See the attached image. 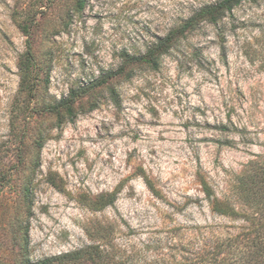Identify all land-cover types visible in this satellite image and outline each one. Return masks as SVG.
I'll list each match as a JSON object with an SVG mask.
<instances>
[{
    "label": "rangeland",
    "instance_id": "rangeland-1",
    "mask_svg": "<svg viewBox=\"0 0 264 264\" xmlns=\"http://www.w3.org/2000/svg\"><path fill=\"white\" fill-rule=\"evenodd\" d=\"M219 1L85 0L77 13L76 0H0V264L89 246L101 258L84 264H177L231 224L200 181L235 204V178L264 167V0L178 35L157 69L116 74ZM71 91L74 115L58 118Z\"/></svg>",
    "mask_w": 264,
    "mask_h": 264
},
{
    "label": "trees",
    "instance_id": "trees-1",
    "mask_svg": "<svg viewBox=\"0 0 264 264\" xmlns=\"http://www.w3.org/2000/svg\"><path fill=\"white\" fill-rule=\"evenodd\" d=\"M254 0H221L215 4L207 5L199 9L192 17L187 19L179 28L171 30L164 38L158 39L150 45L143 55L124 54L121 57L122 65L117 69L118 74H124L126 67L146 65L150 69H157L160 59L165 56L178 35L186 31L194 30L201 23L218 27L225 15H231L233 10L243 2ZM85 0H76L75 10L77 13L83 11ZM35 20L28 18V21L19 23L20 30L29 35L30 29ZM20 64V90L25 91L32 88L29 75V66L33 64L30 51L25 54V60ZM107 79H102L97 85H105ZM94 86V85H92ZM77 93L71 91L69 99L59 102L50 109L60 118L61 110L67 117H73V99ZM110 96H114L112 88L108 90ZM41 144V143H38ZM248 174H242L235 178V204L229 198L219 199L214 196L208 184L200 181L202 192L209 201L210 210L219 217H223L231 224L225 230L211 231L200 234V240L196 247L189 253L190 259H183L177 264H264V167L254 164ZM150 190L153 188L149 185ZM25 191L27 197L29 190ZM153 194H156L155 192ZM114 203V196H101L95 203L94 209H102ZM233 222H236L234 224ZM21 233V232H20ZM24 249V248H23ZM193 250V252H191ZM94 254L100 259L101 254L98 246H89L86 249L77 250L51 259H44L36 264H84V261ZM7 264V263H4ZM14 264H31L28 261Z\"/></svg>",
    "mask_w": 264,
    "mask_h": 264
}]
</instances>
